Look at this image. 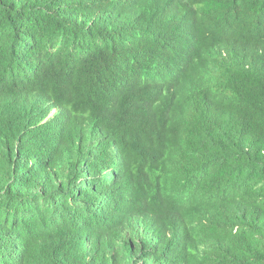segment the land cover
Listing matches in <instances>:
<instances>
[{"label":"trees","instance_id":"16d2710c","mask_svg":"<svg viewBox=\"0 0 264 264\" xmlns=\"http://www.w3.org/2000/svg\"><path fill=\"white\" fill-rule=\"evenodd\" d=\"M0 264H264V0H0Z\"/></svg>","mask_w":264,"mask_h":264},{"label":"clouds","instance_id":"9594fccd","mask_svg":"<svg viewBox=\"0 0 264 264\" xmlns=\"http://www.w3.org/2000/svg\"><path fill=\"white\" fill-rule=\"evenodd\" d=\"M64 59H65V62H62V63H63V67L66 66L65 71H69V70L73 69V68L71 67V66L73 65V63H74V58H73V56H72V58L69 59V60H67V57H64ZM54 111H55V110H52L51 114L54 113Z\"/></svg>","mask_w":264,"mask_h":264}]
</instances>
